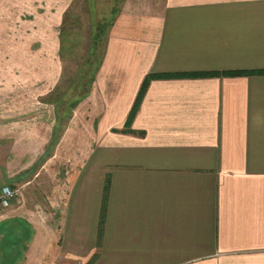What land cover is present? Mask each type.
<instances>
[{
  "label": "crops",
  "instance_id": "0c3cea01",
  "mask_svg": "<svg viewBox=\"0 0 264 264\" xmlns=\"http://www.w3.org/2000/svg\"><path fill=\"white\" fill-rule=\"evenodd\" d=\"M128 4L66 132L82 157L48 215L0 210V264L4 239L8 264H264V0Z\"/></svg>",
  "mask_w": 264,
  "mask_h": 264
},
{
  "label": "rangeland",
  "instance_id": "374dc122",
  "mask_svg": "<svg viewBox=\"0 0 264 264\" xmlns=\"http://www.w3.org/2000/svg\"><path fill=\"white\" fill-rule=\"evenodd\" d=\"M137 2L147 0H0V188L23 187L27 208L48 215L46 201L54 208V188L82 157L87 138L66 132L77 110L87 112L114 13ZM13 160L27 168L11 172ZM3 245L8 264L11 240Z\"/></svg>",
  "mask_w": 264,
  "mask_h": 264
},
{
  "label": "built area",
  "instance_id": "2783aa9c",
  "mask_svg": "<svg viewBox=\"0 0 264 264\" xmlns=\"http://www.w3.org/2000/svg\"><path fill=\"white\" fill-rule=\"evenodd\" d=\"M23 195L21 186H4L0 188V210L7 209L13 201L18 200Z\"/></svg>",
  "mask_w": 264,
  "mask_h": 264
},
{
  "label": "trees",
  "instance_id": "16d2710c",
  "mask_svg": "<svg viewBox=\"0 0 264 264\" xmlns=\"http://www.w3.org/2000/svg\"><path fill=\"white\" fill-rule=\"evenodd\" d=\"M97 69H98V67L95 69V72L97 71ZM259 73H264V72H259ZM203 74H212V73H203ZM191 75H202V74H191ZM170 76H172V74H150V75H147V77H146V79L142 85V88L140 90V93L138 95L137 101H136V103L133 107V110L129 116L127 124H130L132 122L135 114L137 113V111L139 109V105L141 103V100H142V98L146 92V89H147L149 83L155 78H166V77H170ZM103 224H104V215L101 217V231L103 228Z\"/></svg>",
  "mask_w": 264,
  "mask_h": 264
}]
</instances>
